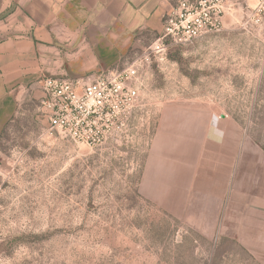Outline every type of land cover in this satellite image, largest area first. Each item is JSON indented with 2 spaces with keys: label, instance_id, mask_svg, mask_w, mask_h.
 <instances>
[{
  "label": "rangeland",
  "instance_id": "1",
  "mask_svg": "<svg viewBox=\"0 0 264 264\" xmlns=\"http://www.w3.org/2000/svg\"><path fill=\"white\" fill-rule=\"evenodd\" d=\"M255 6L222 0L219 33L151 61L136 111L97 146L51 130L36 99L22 102L0 131V264H264V241L244 240L264 201V16ZM145 50L103 68L64 65L52 78L92 82ZM209 113L226 123L221 140L177 153L191 140L176 130ZM203 171L227 176L221 199L202 192Z\"/></svg>",
  "mask_w": 264,
  "mask_h": 264
},
{
  "label": "crops",
  "instance_id": "2",
  "mask_svg": "<svg viewBox=\"0 0 264 264\" xmlns=\"http://www.w3.org/2000/svg\"><path fill=\"white\" fill-rule=\"evenodd\" d=\"M176 3L177 0H0V131L27 98L39 101L48 121L51 112L43 105L46 98L41 81L61 77L62 66H77L74 72H81L85 66L103 68L132 60L134 56L126 57L127 52L147 48L160 35L162 19ZM182 124L183 130L175 133L191 142L186 141L176 151L179 154L215 147L212 143L221 140L226 126L223 120H212L210 113L201 122L185 120ZM226 145L223 151L233 158V148ZM200 176L205 178L202 192L219 193L216 197L221 199V183L227 176L205 171ZM252 207L260 211L251 213L258 216V221L251 216L244 240L262 243L264 201ZM214 208H220L219 204ZM245 241L244 247L251 249ZM258 252H264L263 244Z\"/></svg>",
  "mask_w": 264,
  "mask_h": 264
},
{
  "label": "built area",
  "instance_id": "3",
  "mask_svg": "<svg viewBox=\"0 0 264 264\" xmlns=\"http://www.w3.org/2000/svg\"><path fill=\"white\" fill-rule=\"evenodd\" d=\"M255 1L256 12L264 16V0ZM222 9V0H177L162 19L160 35L126 68L107 71L87 83L56 78L41 81L43 105L51 112L50 129L75 142L97 146L118 122L127 123L136 111L146 66L151 61L164 62L175 47L219 33Z\"/></svg>",
  "mask_w": 264,
  "mask_h": 264
}]
</instances>
